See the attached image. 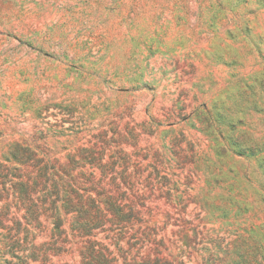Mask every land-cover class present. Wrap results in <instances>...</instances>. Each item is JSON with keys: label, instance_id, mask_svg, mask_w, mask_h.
<instances>
[{"label": "rangeland", "instance_id": "374dc122", "mask_svg": "<svg viewBox=\"0 0 264 264\" xmlns=\"http://www.w3.org/2000/svg\"><path fill=\"white\" fill-rule=\"evenodd\" d=\"M77 188L115 264H264V0H0V264H83Z\"/></svg>", "mask_w": 264, "mask_h": 264}, {"label": "trees", "instance_id": "16d2710c", "mask_svg": "<svg viewBox=\"0 0 264 264\" xmlns=\"http://www.w3.org/2000/svg\"><path fill=\"white\" fill-rule=\"evenodd\" d=\"M89 192L80 188L65 192L61 199V210L64 216L71 215L78 237L86 238L82 253L83 264H115V258L111 257L106 249L99 247L96 241L91 240L95 237L94 231L121 232L141 221L140 210L134 205L123 203L121 196L115 197L109 192L92 196ZM61 217L55 216L56 228L64 223ZM106 225H109V228L104 230ZM190 243V240L185 241L186 249H189Z\"/></svg>", "mask_w": 264, "mask_h": 264}]
</instances>
